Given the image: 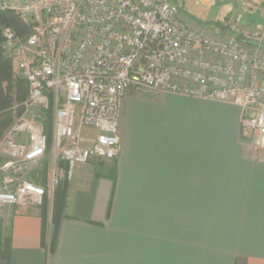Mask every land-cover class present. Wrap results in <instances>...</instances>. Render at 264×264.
Returning a JSON list of instances; mask_svg holds the SVG:
<instances>
[{"label": "built area", "instance_id": "obj_1", "mask_svg": "<svg viewBox=\"0 0 264 264\" xmlns=\"http://www.w3.org/2000/svg\"><path fill=\"white\" fill-rule=\"evenodd\" d=\"M0 8L30 27L26 36L3 30L4 54L29 94L0 138V247L6 205L40 207L79 165L119 156L129 91L238 105L264 159L263 24L212 30L175 0H0ZM46 159V173L34 174Z\"/></svg>", "mask_w": 264, "mask_h": 264}, {"label": "crops", "instance_id": "obj_2", "mask_svg": "<svg viewBox=\"0 0 264 264\" xmlns=\"http://www.w3.org/2000/svg\"><path fill=\"white\" fill-rule=\"evenodd\" d=\"M202 1L212 30L264 25V0ZM241 120L231 102L129 91L120 154L77 167L55 250L42 206L6 205L0 264H264V159Z\"/></svg>", "mask_w": 264, "mask_h": 264}, {"label": "trees", "instance_id": "obj_3", "mask_svg": "<svg viewBox=\"0 0 264 264\" xmlns=\"http://www.w3.org/2000/svg\"><path fill=\"white\" fill-rule=\"evenodd\" d=\"M5 27L12 28L18 36H26L30 31V27L19 13L13 9L0 8V138L14 122L15 118L21 114L24 102L29 94L28 81L15 76L12 60L4 54L3 30ZM48 130L51 133V124L48 125ZM68 187L69 182L65 180L55 189L51 219L49 218L50 201L48 197L45 198L42 205L43 230L41 240L44 246L48 247L49 245L51 252L55 250L59 226L67 209Z\"/></svg>", "mask_w": 264, "mask_h": 264}, {"label": "rangeland", "instance_id": "obj_4", "mask_svg": "<svg viewBox=\"0 0 264 264\" xmlns=\"http://www.w3.org/2000/svg\"><path fill=\"white\" fill-rule=\"evenodd\" d=\"M176 2L181 5L182 12L189 19V21L202 20L204 24L211 25L207 17L211 16L216 9L214 10V8L206 7L202 0H176ZM47 168L48 161L46 159L39 167L33 170V173H38L39 175H42L43 173L45 174ZM41 183L44 184L45 181H41ZM49 201L51 206H49V218L51 219L53 198H49Z\"/></svg>", "mask_w": 264, "mask_h": 264}, {"label": "water", "instance_id": "obj_5", "mask_svg": "<svg viewBox=\"0 0 264 264\" xmlns=\"http://www.w3.org/2000/svg\"><path fill=\"white\" fill-rule=\"evenodd\" d=\"M238 38L241 39V40H244V37L241 36V35H239Z\"/></svg>", "mask_w": 264, "mask_h": 264}]
</instances>
